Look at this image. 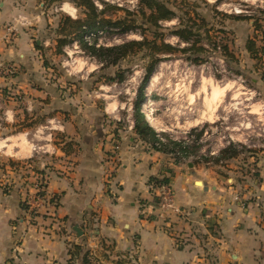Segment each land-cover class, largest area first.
<instances>
[{
  "label": "crops",
  "instance_id": "crops-1",
  "mask_svg": "<svg viewBox=\"0 0 264 264\" xmlns=\"http://www.w3.org/2000/svg\"><path fill=\"white\" fill-rule=\"evenodd\" d=\"M31 1L0 0V66L15 71L0 75V119L9 127L18 118H32L30 127L50 143L33 148L27 162L0 159V264H69L70 243L93 251L102 240L135 254L137 264H264V146L258 148L255 175L226 179L222 164L196 163L184 151L176 158L141 139L134 128L117 125L101 108L105 94L81 83L63 86L46 66L57 42L51 43L50 19ZM239 3L264 8V0L228 2ZM227 20L236 27L254 18ZM6 24L15 26L12 36L6 37ZM9 138L0 140V149L9 146ZM30 167L47 177L52 198L33 219L23 202L34 177L21 186ZM152 178L172 182L179 216L159 217ZM74 226L84 233L79 236Z\"/></svg>",
  "mask_w": 264,
  "mask_h": 264
},
{
  "label": "rangeland",
  "instance_id": "rangeland-1",
  "mask_svg": "<svg viewBox=\"0 0 264 264\" xmlns=\"http://www.w3.org/2000/svg\"><path fill=\"white\" fill-rule=\"evenodd\" d=\"M94 1L101 4L102 8L106 6L104 2L109 4L105 15L112 20L126 17L128 10L134 11L130 15L137 24L142 23L145 18L139 9V0ZM31 2L43 10L45 18L51 21L48 23V28L52 39H54L52 44H55L57 27L64 15L74 18L83 16L82 9L77 8L72 0H64L62 3L52 0H32ZM40 2L43 3L42 6L39 5ZM168 2L185 20L190 21L189 17L192 16L191 20L203 32L201 33L200 46H204L205 49L201 55L202 61L199 62L193 60L192 53L178 52L175 55L165 56L157 64L154 74L158 76V79L146 90L150 96V101H146L150 108L153 107L151 111L154 121L150 122L147 117L146 119L156 133L165 138V141H162L157 136L156 139L160 144L157 146L160 148L166 146L167 149H172L171 153L176 158L180 156L176 154L177 151H185L194 156L192 160L196 163L210 161L212 166L222 164L223 169L220 170L223 175H226V179L227 177L242 179L241 176L248 173L255 175L260 153L258 148L264 146V56L260 59L252 57L246 51V40L252 36L257 38L258 44H262L263 29L256 32L254 20L256 18L263 20L261 10L264 8H260L256 4L242 3L243 8L251 10L252 14L248 18H254V20L252 22L245 20L235 27L230 24V20L226 21L225 14H236L230 11L232 6L228 4L229 0H169ZM196 12H199L200 15H196ZM241 14L247 15L248 13ZM201 16H204L207 21L204 22ZM162 24L164 25L160 27L169 29L177 25L178 20L165 21ZM240 24H243L242 27ZM144 29L149 38L154 36L153 30L148 27ZM141 37L139 32L124 35L102 33L99 35L98 42L111 46L127 40L141 39ZM167 41L172 44L181 43L179 38L173 35L167 36ZM181 44L188 46L187 43L182 42ZM226 44L234 52V57L231 59H226L223 54V46ZM100 54L103 57L102 52ZM48 56L46 66L52 69L53 76L61 78L60 84L68 86V83L76 85L81 83L92 90L94 94H105L101 108L109 120H113L121 127H128L130 120H134L133 101L145 74V65L152 60L148 51L131 54L122 59L119 65H107L103 70L100 69L102 66L100 55L91 53L77 42L65 46L63 53L55 54L54 51ZM117 68H122L121 70L125 71V81L112 83L103 78L101 81H97L101 75H112ZM97 82L102 84L97 85ZM18 99L20 100V98ZM207 100L210 104L205 103ZM19 106L16 105V108H20ZM147 109L143 104L144 113H147ZM2 111L3 109L0 108V115ZM32 122H34L32 118H26L24 121L18 118L14 126L6 127V122L2 123L0 119V140L11 136L6 142L9 146L0 149V159L16 158L27 162L32 159L26 156L33 151L34 145L38 147L50 143L44 138L46 134L38 135L36 130L30 127ZM24 127L30 128L23 130ZM26 131L28 134H25ZM183 140L186 143L181 146L173 144V142L181 143ZM230 143H234L236 145L234 149L240 151L235 158H228L224 154L220 155V150ZM248 145L252 147H248ZM220 158H222V162L218 161ZM1 164L0 166H3ZM37 171L39 172V170ZM237 171L239 173L234 174ZM26 175L31 176L32 173L27 172ZM30 183L32 182L30 181ZM153 194L155 196L154 192ZM23 203L30 219H33L34 213L29 210V204L26 201ZM40 214L41 211L35 215ZM176 216L179 215L165 214L164 217L159 215L164 220ZM90 225L92 224H88V227L93 231L94 227ZM21 236L15 242V250H18L17 248L22 244L24 234ZM102 241L112 247L107 253L113 259L121 255L127 258L130 264H137L135 254H133L134 257H131L129 254L118 252L114 243ZM102 241L99 242L98 247H93V252L99 257L96 262L98 264H114L110 260L111 257L107 260L102 255L105 252Z\"/></svg>",
  "mask_w": 264,
  "mask_h": 264
},
{
  "label": "trees",
  "instance_id": "trees-1",
  "mask_svg": "<svg viewBox=\"0 0 264 264\" xmlns=\"http://www.w3.org/2000/svg\"><path fill=\"white\" fill-rule=\"evenodd\" d=\"M53 2L58 1L62 3L64 0H52ZM169 0H139V9L141 10L143 16L145 17L143 22L137 24L135 19L131 18V13L134 11L128 10V15L123 18L112 20L105 15L106 8L109 6L107 2H104L105 7H99L94 0H72L77 8L82 9L83 16L74 18L72 16L64 15L57 27V38H56V53H63L65 46L77 42L81 47L86 48L91 53L100 55V63L102 66L101 70L105 69L107 65H119L122 59L130 56L131 54H137L140 51H148L152 56V60L147 62L145 65V74L140 82V85L136 91V97L133 101V118H134V131L138 136L144 141L152 143L153 147L158 150L164 151L166 153H171L172 149H167L165 147H158L157 143V133L155 129L149 124L146 119L145 113L143 111V104L146 100L145 89L150 82L151 78L155 75L156 67L158 62H161L165 56L175 55L178 52L192 53L193 60L196 62L202 61L201 55H203L204 46H200L202 42L201 29H198L196 23L191 20H185L183 16L179 15L172 4L168 2ZM195 11V10H194ZM264 17V10H261ZM195 13V12H194ZM191 15V14H189ZM196 15H200L196 12ZM231 15L236 17V19H246L248 16L242 14H225L227 18ZM203 21L207 20L204 16H201ZM177 19L178 24L172 28L166 29L160 27L165 21H171ZM256 29L262 30V44H258L257 38L250 37L246 42V49L251 54L252 57L260 59L264 56V18H256L254 20ZM148 27L154 31V36L149 38L146 34L144 28ZM155 29V30H154ZM160 31V32H159ZM131 32H139L142 37L141 39H133L122 42L121 44H113L111 46H106L105 44H100L98 41L99 35L106 33L109 35L118 34L124 35ZM207 34V32H204ZM173 35L179 38L180 42L187 43L188 46H182L181 43L172 44L167 41V36ZM204 35V34H203ZM139 50V51H138ZM100 52H102L103 57ZM233 51L226 44L223 46V54L226 59H231L234 57ZM122 68H117V70L109 76H102L97 80L107 79L114 82H123L126 80L125 71ZM33 123L30 124L32 126ZM176 146H181L180 142H173ZM236 145L230 143L228 146L220 150V155L223 154L228 158H235L238 156L239 152L234 149ZM185 152V151H184ZM187 153V152H186ZM188 154V153H187ZM222 158L218 159V161ZM166 179L152 178L151 182L161 183L166 182ZM69 248V264H76L78 258L82 257V264H98L96 260L99 257L90 249L85 248L84 244L70 243ZM102 246L105 252H103L107 260L110 259L111 255L107 253L110 245L102 241ZM114 264H130L127 258L119 255L118 258L113 259Z\"/></svg>",
  "mask_w": 264,
  "mask_h": 264
},
{
  "label": "built area",
  "instance_id": "built-area-1",
  "mask_svg": "<svg viewBox=\"0 0 264 264\" xmlns=\"http://www.w3.org/2000/svg\"><path fill=\"white\" fill-rule=\"evenodd\" d=\"M100 8L102 5L95 2ZM231 6V5H230ZM231 12H234L236 14L241 13H248V15H251V10L243 8L242 4H236L231 7ZM5 31H6V37L15 33L16 28L13 24H6L5 25ZM14 68L12 66H0V75L5 74H13ZM145 114H147L145 112ZM148 119V118H147ZM149 120V119H148ZM130 129L134 128V120H130V124L128 125ZM159 136V139L162 141H165V138L162 136ZM119 144L115 145V149H118ZM34 149L37 151L39 150V147H34ZM47 150V149H46ZM30 173H32V177H34L32 183L30 184L33 188V191L29 193L26 197V202L29 204V210L33 212V216L41 211L42 208L46 207L48 202L52 201V198H48V192H47V177L45 175L40 174L35 168L30 167ZM27 172H25V175L22 174V179L24 180L26 177H30L26 175ZM112 176H109V180H111ZM29 180L25 179L22 182L21 186H27V182ZM110 183V181H109ZM151 190L155 193V196L157 198V208L159 215L164 217L165 214L172 215H180L182 213L181 206L177 203L176 199V193L174 186L171 181L161 182V183H150Z\"/></svg>",
  "mask_w": 264,
  "mask_h": 264
},
{
  "label": "bare ground",
  "instance_id": "bare-ground-1",
  "mask_svg": "<svg viewBox=\"0 0 264 264\" xmlns=\"http://www.w3.org/2000/svg\"><path fill=\"white\" fill-rule=\"evenodd\" d=\"M158 79V76L157 75H154L153 78L151 79V83L149 84V88L151 87V85H153L152 83L154 81H156ZM152 90V89H151ZM150 101V100H149ZM209 101H210V97H209ZM209 101L207 100V102H205L206 104H210ZM145 107H147V114H146V117L150 120V122H153L154 121V118H153V114H152V111H151V108H153L151 106L150 108V105L148 104V102L146 101L145 103Z\"/></svg>",
  "mask_w": 264,
  "mask_h": 264
},
{
  "label": "water",
  "instance_id": "water-1",
  "mask_svg": "<svg viewBox=\"0 0 264 264\" xmlns=\"http://www.w3.org/2000/svg\"><path fill=\"white\" fill-rule=\"evenodd\" d=\"M189 165L192 166V163H190ZM74 229L77 231L79 236L84 233L83 230L79 226H74Z\"/></svg>",
  "mask_w": 264,
  "mask_h": 264
}]
</instances>
